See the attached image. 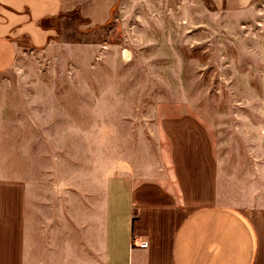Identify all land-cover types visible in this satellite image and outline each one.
Masks as SVG:
<instances>
[{
    "label": "crops",
    "instance_id": "1",
    "mask_svg": "<svg viewBox=\"0 0 264 264\" xmlns=\"http://www.w3.org/2000/svg\"><path fill=\"white\" fill-rule=\"evenodd\" d=\"M207 1L233 24L261 12L254 0ZM117 2L0 0V264H264V123L257 145L225 155L213 128L178 117L175 134L162 130L161 176L144 177L134 129L114 128L109 143L104 127L59 128L42 111L52 81L20 62L72 46L40 23L77 11L103 27Z\"/></svg>",
    "mask_w": 264,
    "mask_h": 264
},
{
    "label": "rangeland",
    "instance_id": "2",
    "mask_svg": "<svg viewBox=\"0 0 264 264\" xmlns=\"http://www.w3.org/2000/svg\"><path fill=\"white\" fill-rule=\"evenodd\" d=\"M254 5L261 10L256 22L233 24L210 13L207 0H118L103 27L86 28L76 15L51 21L54 40L72 48L52 51L51 60L22 59L20 66L30 78L52 81V103L42 105L54 113L52 123L104 127L105 141L114 128L134 129L137 172L160 177L162 130L175 134L178 117L195 116L213 128L221 154L258 144L264 0Z\"/></svg>",
    "mask_w": 264,
    "mask_h": 264
},
{
    "label": "built area",
    "instance_id": "3",
    "mask_svg": "<svg viewBox=\"0 0 264 264\" xmlns=\"http://www.w3.org/2000/svg\"><path fill=\"white\" fill-rule=\"evenodd\" d=\"M132 247L140 248V249H145L147 248V243L143 241H139L137 239H134L132 241Z\"/></svg>",
    "mask_w": 264,
    "mask_h": 264
},
{
    "label": "trees",
    "instance_id": "4",
    "mask_svg": "<svg viewBox=\"0 0 264 264\" xmlns=\"http://www.w3.org/2000/svg\"><path fill=\"white\" fill-rule=\"evenodd\" d=\"M64 15H76L79 19H81V18L79 17V14H78L77 11L71 12V13H69V14H64ZM62 16H63V15H60L59 17H62ZM57 18H58V17H57ZM57 18H53L52 21L55 20V19H57ZM81 20H82V19H81ZM82 21H83V20H82ZM40 24H41V26H42L43 28L52 26V25H49L47 22H42V23H40Z\"/></svg>",
    "mask_w": 264,
    "mask_h": 264
}]
</instances>
